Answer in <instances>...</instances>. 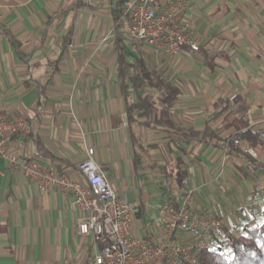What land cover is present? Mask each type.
Listing matches in <instances>:
<instances>
[{
    "label": "crops",
    "instance_id": "crops-1",
    "mask_svg": "<svg viewBox=\"0 0 264 264\" xmlns=\"http://www.w3.org/2000/svg\"><path fill=\"white\" fill-rule=\"evenodd\" d=\"M118 2L0 0V27L19 42L18 53L0 32V110L26 122L9 137V150L60 164L61 174L82 180L76 165L93 147L112 188L139 206L133 236L150 230L156 240L163 237L161 204L189 189L200 214L220 219L224 233L241 234L264 208V193L259 200L246 190L237 193L238 167L249 168L247 163L207 140L176 136L173 142L170 128L147 127L142 120L129 125L115 43L121 39L129 61L143 59L178 87L170 111L175 127L221 131V104L215 102L236 95L246 106L238 113L251 126L264 127V0H186L184 16L199 49L184 46L173 56L131 41L126 26L115 28L112 10ZM153 132L164 133L162 141L146 140ZM245 148L264 161V146ZM177 158L186 171L182 187L174 179ZM251 172L242 175L253 183L264 179V173ZM82 219L71 193L39 191L0 157V264L88 263L101 244L79 233ZM175 234L192 237L187 226Z\"/></svg>",
    "mask_w": 264,
    "mask_h": 264
},
{
    "label": "built area",
    "instance_id": "built-area-1",
    "mask_svg": "<svg viewBox=\"0 0 264 264\" xmlns=\"http://www.w3.org/2000/svg\"><path fill=\"white\" fill-rule=\"evenodd\" d=\"M157 2H124L128 38L169 56L177 55L184 46L197 51L199 45L184 16L186 0H166L161 7ZM25 126L22 117H9L0 110V157L8 167L34 182L39 191L73 195L75 206L84 214L78 224L79 233L101 244L86 264H196L197 252L216 247L222 238V221L197 211L193 189L161 204L163 237L156 240L150 230L133 236V220L140 212L139 206L112 188L93 157V147L85 149L84 157L76 165L82 180L73 179L60 174L53 164L43 163L39 156L31 158L9 150V137ZM180 226L190 228V239L176 237ZM226 245L229 247L230 242ZM63 264H69L68 259Z\"/></svg>",
    "mask_w": 264,
    "mask_h": 264
},
{
    "label": "trees",
    "instance_id": "trees-1",
    "mask_svg": "<svg viewBox=\"0 0 264 264\" xmlns=\"http://www.w3.org/2000/svg\"><path fill=\"white\" fill-rule=\"evenodd\" d=\"M124 1L126 0H119V5L112 10L115 28L128 27V19L122 7ZM0 32L19 53V42L9 30L0 27ZM116 36L118 39L119 33H116ZM115 48L118 64L117 80L125 100V113L129 125L142 120L141 124L147 127L162 126L173 129V142L176 136L185 139L186 142L210 141L223 148L228 156L242 158L256 174L264 173V161L254 157L245 148V144L248 147L264 146V127L251 126L248 119L238 113L246 108L239 96L236 95L230 100L218 99L215 102L216 106L221 104L216 113L224 120L221 131L232 129L224 137L220 136L221 131L210 129L208 126L202 130L191 127L177 128L172 121L170 111L179 95L178 87L164 79L157 70L148 68L143 59L129 61L121 45V39L118 44L115 43ZM236 102L240 104L233 108L232 104ZM130 134L134 143L139 141L134 132L131 131ZM41 152L43 153L42 149ZM56 168L61 174V165L58 164ZM174 169L175 182L182 187L185 183L186 171L182 167L180 158L175 160ZM238 169L243 171L244 167L239 166ZM228 242H230L229 247L226 245ZM196 264H264V208L260 218L245 227L241 234L234 236L225 232L216 247L200 249L197 252Z\"/></svg>",
    "mask_w": 264,
    "mask_h": 264
},
{
    "label": "rangeland",
    "instance_id": "rangeland-1",
    "mask_svg": "<svg viewBox=\"0 0 264 264\" xmlns=\"http://www.w3.org/2000/svg\"><path fill=\"white\" fill-rule=\"evenodd\" d=\"M160 74L162 75V77L165 76L162 72H160ZM214 120H216V119H214ZM145 136H146V140H148V141L160 142L164 138L165 134L162 132H153V133L145 134ZM257 148H259V147H257ZM259 154L264 157L263 152H259ZM235 160L237 163H240V164L242 163L241 159H239L237 157L235 158ZM238 170L240 172L239 174H237V175H239L240 185H239V189H238L237 193H244V191L246 190L247 193H254V195L257 196V197L255 196L253 198V200H259L262 197L261 193H264V179L263 180H257L256 179V182L253 183V181H252L253 178L252 179L244 178V176L242 175V170H240V169H238ZM244 171L247 172L248 176L254 175L251 172V170L245 166H244ZM263 201H264V199H263Z\"/></svg>",
    "mask_w": 264,
    "mask_h": 264
}]
</instances>
